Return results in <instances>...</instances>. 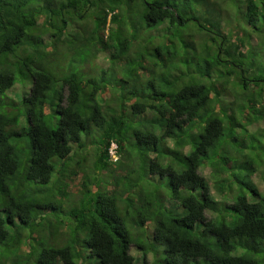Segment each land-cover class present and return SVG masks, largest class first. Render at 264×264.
I'll return each instance as SVG.
<instances>
[{
    "label": "trees",
    "instance_id": "16d2710c",
    "mask_svg": "<svg viewBox=\"0 0 264 264\" xmlns=\"http://www.w3.org/2000/svg\"><path fill=\"white\" fill-rule=\"evenodd\" d=\"M216 1L0 0V264H264V0Z\"/></svg>",
    "mask_w": 264,
    "mask_h": 264
},
{
    "label": "rangeland",
    "instance_id": "374dc122",
    "mask_svg": "<svg viewBox=\"0 0 264 264\" xmlns=\"http://www.w3.org/2000/svg\"><path fill=\"white\" fill-rule=\"evenodd\" d=\"M240 1L241 0H217L216 1L217 4L221 3L220 4V9H217L215 11V13H214V16H215L214 19L216 21L219 19V16H221V18H220V20L218 22L220 24L221 28H223V29L227 28L232 33H234L235 30H237L234 33L236 35H239L240 32L242 30H244L245 27H246V23H245L244 18L241 16V14H238L240 12V10H239V7L237 5L239 3H241ZM189 25H193V24H189ZM256 36H258V35L256 34ZM254 42L256 43L257 41H254ZM257 47H259V46H257ZM261 49H264V44L261 45ZM245 50H247V47H246ZM255 53H256V56H257L258 64H261V66L264 67V52L262 50H258L256 48L255 49ZM101 63H102V65L105 64L104 62H101ZM74 71L75 72H80L81 70H80L79 67H75ZM100 74L101 73H99V76H100ZM110 77H113V78L115 77L114 71L105 72V79H108ZM20 88L21 87L18 86L17 90L21 91L22 89H20ZM7 97H9L13 101H16V99H19L21 97V93L19 95H17L15 98H14V96H12V92L11 93H7ZM261 126L264 127V122H263V125H261ZM254 138H255V136H254ZM87 150L88 151H86V153H85L86 156L84 154L83 155L86 157L85 165L90 167L91 163H92V160H91L92 159V153L95 150V146L89 145ZM75 158H77V157H75ZM200 172L205 177H208L209 174H210V168L206 167V168L202 169ZM251 180L260 189V191H263L264 184H263V181L261 180V178L259 177V174H257V173L254 174L252 176ZM35 189H43L44 190L45 188L42 187L41 185H32V190H35ZM210 192H211V194L213 196L217 197L213 185H211V187H210ZM80 199H81V197L79 195H77L76 199H72V200L66 201L63 206H64V208H67V207L69 208V205H70V207H74L76 204L81 202ZM168 202H169L168 199H166V197H165L164 203L167 205ZM63 210L65 211V209H63Z\"/></svg>",
    "mask_w": 264,
    "mask_h": 264
},
{
    "label": "bare ground",
    "instance_id": "6f19581e",
    "mask_svg": "<svg viewBox=\"0 0 264 264\" xmlns=\"http://www.w3.org/2000/svg\"><path fill=\"white\" fill-rule=\"evenodd\" d=\"M115 148H116V146L114 144H111L110 147H109V155H110V157L112 159L113 158L116 159V156H115Z\"/></svg>",
    "mask_w": 264,
    "mask_h": 264
},
{
    "label": "clouds",
    "instance_id": "9594fccd",
    "mask_svg": "<svg viewBox=\"0 0 264 264\" xmlns=\"http://www.w3.org/2000/svg\"><path fill=\"white\" fill-rule=\"evenodd\" d=\"M117 160H118V159H117ZM117 160H116V161H117ZM116 161H115L114 163H116Z\"/></svg>",
    "mask_w": 264,
    "mask_h": 264
},
{
    "label": "built area",
    "instance_id": "2783aa9c",
    "mask_svg": "<svg viewBox=\"0 0 264 264\" xmlns=\"http://www.w3.org/2000/svg\"><path fill=\"white\" fill-rule=\"evenodd\" d=\"M113 160H115V158H113Z\"/></svg>",
    "mask_w": 264,
    "mask_h": 264
}]
</instances>
